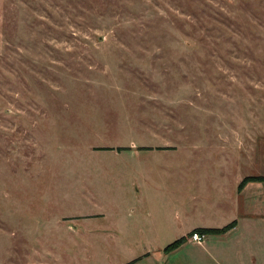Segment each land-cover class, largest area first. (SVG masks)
Instances as JSON below:
<instances>
[{
    "label": "rangeland",
    "instance_id": "374dc122",
    "mask_svg": "<svg viewBox=\"0 0 264 264\" xmlns=\"http://www.w3.org/2000/svg\"><path fill=\"white\" fill-rule=\"evenodd\" d=\"M253 173L264 0H0V264H264Z\"/></svg>",
    "mask_w": 264,
    "mask_h": 264
},
{
    "label": "crops",
    "instance_id": "0c3cea01",
    "mask_svg": "<svg viewBox=\"0 0 264 264\" xmlns=\"http://www.w3.org/2000/svg\"><path fill=\"white\" fill-rule=\"evenodd\" d=\"M249 175H264V174L253 173ZM238 191H239V197L241 200V207H242L241 214L243 215V217L257 216L259 217V220L264 223V182H260V181L247 182ZM246 203H248V205H245ZM246 219H250V218H246Z\"/></svg>",
    "mask_w": 264,
    "mask_h": 264
},
{
    "label": "trees",
    "instance_id": "16d2710c",
    "mask_svg": "<svg viewBox=\"0 0 264 264\" xmlns=\"http://www.w3.org/2000/svg\"><path fill=\"white\" fill-rule=\"evenodd\" d=\"M140 148H144L146 149V147H140ZM125 149V147H117L116 150H123ZM250 181H260V182H264V175H246L243 176L240 181L238 182L236 189L237 191L241 189V187ZM234 223V220H231L230 222L223 224L221 226H195L192 228V231H198L200 233H221L224 232L225 230H227L228 228H230ZM184 239V236H180L176 239H174L173 241H171L170 243L166 244V246L164 247L165 249L168 248H174L176 246H178Z\"/></svg>",
    "mask_w": 264,
    "mask_h": 264
},
{
    "label": "built area",
    "instance_id": "2783aa9c",
    "mask_svg": "<svg viewBox=\"0 0 264 264\" xmlns=\"http://www.w3.org/2000/svg\"><path fill=\"white\" fill-rule=\"evenodd\" d=\"M203 237V233H200L198 231H192L190 233V238L196 242H200Z\"/></svg>",
    "mask_w": 264,
    "mask_h": 264
}]
</instances>
